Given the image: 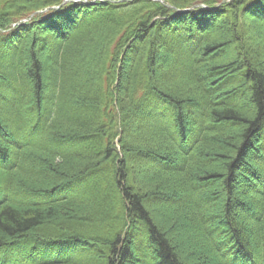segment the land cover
Returning a JSON list of instances; mask_svg holds the SVG:
<instances>
[{"label": "trees", "instance_id": "trees-1", "mask_svg": "<svg viewBox=\"0 0 264 264\" xmlns=\"http://www.w3.org/2000/svg\"><path fill=\"white\" fill-rule=\"evenodd\" d=\"M87 1L0 0V264H264V0Z\"/></svg>", "mask_w": 264, "mask_h": 264}, {"label": "rangeland", "instance_id": "rangeland-1", "mask_svg": "<svg viewBox=\"0 0 264 264\" xmlns=\"http://www.w3.org/2000/svg\"><path fill=\"white\" fill-rule=\"evenodd\" d=\"M232 50L233 49L231 47L228 48V53H231ZM262 50H263V48H262ZM263 136H264V131H263ZM262 146L264 147V140L262 142ZM215 160L212 162V164H215L217 162V159H215ZM136 187H137V189H139V180L138 179H137ZM237 191H239V188ZM224 198H225L224 195L221 194V200H223ZM153 207L158 209V210H161V212H163L164 214L172 212L171 210L167 209L166 207H160V206H153ZM180 220H182V219L180 218ZM173 223H174V221L172 222V224ZM171 238L178 242L179 247L181 248V250L184 253V256H187L188 253L190 251H192V249L195 250L198 254H201V255L203 254L202 249L196 244V241L192 235H187V234L182 235V233H180V231L173 230L171 232Z\"/></svg>", "mask_w": 264, "mask_h": 264}, {"label": "water", "instance_id": "water-1", "mask_svg": "<svg viewBox=\"0 0 264 264\" xmlns=\"http://www.w3.org/2000/svg\"><path fill=\"white\" fill-rule=\"evenodd\" d=\"M185 11H187V10H185Z\"/></svg>", "mask_w": 264, "mask_h": 264}]
</instances>
